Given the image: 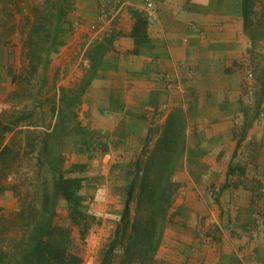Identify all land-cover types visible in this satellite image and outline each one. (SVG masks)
I'll return each mask as SVG.
<instances>
[{
  "label": "crops",
  "instance_id": "crops-1",
  "mask_svg": "<svg viewBox=\"0 0 264 264\" xmlns=\"http://www.w3.org/2000/svg\"><path fill=\"white\" fill-rule=\"evenodd\" d=\"M155 4L149 44L134 54L129 36L117 40L82 96L92 129L107 139L105 178L112 177L120 149L130 148L128 136H136L140 153L142 136L152 126L180 108L195 115L186 131L197 127L204 138L187 144L188 151L198 152L179 171L185 183L156 259L159 264H264V77H245L253 68L254 45L243 28L241 0ZM113 54L118 61L109 65ZM95 187L103 201L90 204L99 223L89 229V245L111 235L120 210L114 189L125 193L124 186Z\"/></svg>",
  "mask_w": 264,
  "mask_h": 264
},
{
  "label": "trees",
  "instance_id": "trees-1",
  "mask_svg": "<svg viewBox=\"0 0 264 264\" xmlns=\"http://www.w3.org/2000/svg\"><path fill=\"white\" fill-rule=\"evenodd\" d=\"M73 8L74 0H43L41 9L34 11L24 40L25 59L27 69L34 75H38L41 67V80L45 84L51 56L64 43L60 26ZM241 13L243 28L251 42L264 41V0H241ZM131 14L134 21L128 36L135 44L131 53L136 54L139 46L150 42L148 18L137 10ZM100 47L101 44L94 43L87 49L89 67L96 70L101 68L109 50ZM96 70L79 80L75 95L70 93L74 89L59 102L55 96H47L48 91L33 97L38 108L45 102L50 105L48 122L45 112L40 110L39 116L34 117L26 105L0 113V195L9 189L17 199L16 209L6 217L0 216V264L81 262L80 256L70 250L71 228L56 221L58 201L66 202L68 218L78 226L83 240L89 229L99 223V217L80 194L87 181L86 165L66 166V140L72 135L71 124L75 121L68 117L64 106L79 107L90 81L98 73ZM72 117H76L75 111ZM106 149L105 142L101 150ZM186 152L185 126L172 114L152 147L143 148L132 163L123 209L113 217L115 228L100 247L98 264H159L156 254L178 189L174 175ZM25 166L30 167L32 175L20 180Z\"/></svg>",
  "mask_w": 264,
  "mask_h": 264
},
{
  "label": "rangeland",
  "instance_id": "rangeland-1",
  "mask_svg": "<svg viewBox=\"0 0 264 264\" xmlns=\"http://www.w3.org/2000/svg\"><path fill=\"white\" fill-rule=\"evenodd\" d=\"M139 2L141 0H137L134 4L128 3L127 0H74L73 10L70 11L60 26L61 38L64 43L51 56L46 71L48 82L45 84L41 80V67L37 71L38 75H34L32 71L27 69L24 50V40L30 30L34 11L41 9L43 0H0V113L3 110L11 112L19 106L26 105L27 110L34 113V117H38L41 111L45 112L44 116L48 122L50 120V105L45 102L42 108H38V101L33 97L40 92L48 91L47 96H55L59 102L65 93L75 95L76 90L78 91L79 80L85 75L88 78L91 74H95L96 69L89 67L87 49L91 48L94 43H99L102 48L109 49L106 56L110 54V51L115 50L114 43L117 40L126 39L131 29L134 21L131 14L132 10L142 13V3L139 5ZM253 45V68L248 73L246 72L245 77L251 76L261 79L262 76L264 77V63L263 68L260 67L261 61L264 62V41H257ZM111 56H108L112 58L111 63L107 62L109 58L106 60L109 65L118 61L114 54ZM128 58L127 56L125 60L129 61ZM97 71H99L98 68L96 73ZM25 74L26 76L21 77ZM74 89L75 91H72ZM64 109L67 110L68 117L75 121L71 124L73 125L72 135L66 140L67 148L64 152L66 166L69 167L72 163L86 165L84 175L87 181L81 188L80 194L91 207L90 204L94 201H103V197L96 195L98 194L94 190L96 184L108 183L113 188L126 186L127 181H129L128 177L133 171L132 163L139 154L137 148H134L138 139H134L136 136H128L127 141L130 148L120 149L122 152L114 157V162L111 165L113 175L106 179L104 172L109 166V156H106L101 149L104 143H107V139L92 129L91 116L87 115L86 110L83 109L82 101L78 108L73 109L72 106L65 105ZM74 111L76 113L75 118L72 117ZM174 115L179 124L185 126L187 144L190 143L189 140H192V143L196 145L197 141L204 138L202 133L197 132V127L192 128L189 132L186 131L188 122L191 123L197 118L195 115L193 117L185 115L182 108L175 111ZM166 121L167 119L161 124L152 126L151 130L142 136L143 148L149 150L152 147L154 141L161 134ZM39 128L42 129V126ZM79 131H84L85 134ZM197 152L196 147L186 152L182 157L181 164L176 168L174 178L178 183V189L169 211L170 221L177 213L175 198L181 193V187L185 183L181 175L179 176V171L184 166L183 161L193 159ZM27 162L29 163V161ZM29 168L25 166L21 170L22 178L20 180L31 177L32 172ZM10 180L9 177L8 181ZM92 182L95 184L93 185ZM212 188L210 190H213ZM28 191L32 192V187H29ZM114 191L117 193L112 195V199L116 204H120L119 214L124 206V195L117 189ZM94 196H96L95 199ZM210 196L213 197L214 193ZM118 199H120L119 202ZM16 207L17 199L13 191L5 190L0 195V216H8ZM133 207L134 203L132 204ZM56 221L71 228L72 243L70 250L80 256V264H98L100 247L108 237L98 244L90 245L88 240H83L78 226L73 225L68 218L66 202L63 199L58 201Z\"/></svg>",
  "mask_w": 264,
  "mask_h": 264
},
{
  "label": "built area",
  "instance_id": "built-area-1",
  "mask_svg": "<svg viewBox=\"0 0 264 264\" xmlns=\"http://www.w3.org/2000/svg\"><path fill=\"white\" fill-rule=\"evenodd\" d=\"M142 12L148 19H153L156 16L157 8L155 0H141ZM215 190H210L209 194L212 195Z\"/></svg>",
  "mask_w": 264,
  "mask_h": 264
}]
</instances>
